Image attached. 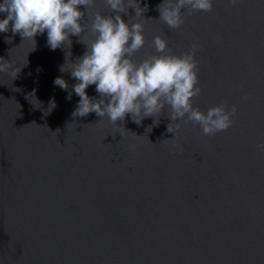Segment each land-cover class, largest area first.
<instances>
[{
	"label": "water",
	"instance_id": "1",
	"mask_svg": "<svg viewBox=\"0 0 264 264\" xmlns=\"http://www.w3.org/2000/svg\"><path fill=\"white\" fill-rule=\"evenodd\" d=\"M162 2L137 0L147 11L136 59L155 54L157 35L175 54L199 44L194 106L227 100L235 125L205 136L167 110L140 123L74 117L67 70L87 45L71 36L52 50L46 31L34 41L10 26L0 58L21 71L0 73V264H264V0H213L177 30L158 20ZM95 10L112 14L103 0Z\"/></svg>",
	"mask_w": 264,
	"mask_h": 264
},
{
	"label": "clouds",
	"instance_id": "2",
	"mask_svg": "<svg viewBox=\"0 0 264 264\" xmlns=\"http://www.w3.org/2000/svg\"><path fill=\"white\" fill-rule=\"evenodd\" d=\"M103 3L112 14L96 11L97 0H3L0 13H5L6 19H0V32H7L11 26L14 34L35 41L38 34L46 31L47 45L52 50L65 44L71 46V36L81 37L87 51L75 63L71 62L67 70L78 81L73 86L80 98L72 113L74 117H86L94 112L117 124L131 114L140 123L167 110L172 121L193 122L205 136L227 131L235 125L238 107L232 105L229 110L227 100L207 111L194 106L195 97L202 92L198 86L199 44L194 43L190 51L175 54L169 48L168 39L157 35L151 42L155 54L137 60V54L146 44L140 18L147 8H142L137 0H103ZM229 3L237 6L240 0H229ZM80 6H85L86 11H81ZM130 7L135 9V16L125 22L121 13H127ZM212 8L213 0H163L157 5L158 20L169 29L177 30L183 26L186 15L210 12ZM84 35H91V41L85 42ZM65 66H61V72L66 71ZM20 71L0 58V73H8L15 79ZM54 83L64 90L69 87L62 77ZM91 85L96 86L100 99L87 94ZM71 96L69 92L67 99ZM54 107L53 101L49 110ZM170 125L168 131L173 132ZM257 148L264 152V143Z\"/></svg>",
	"mask_w": 264,
	"mask_h": 264
}]
</instances>
